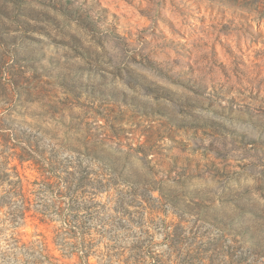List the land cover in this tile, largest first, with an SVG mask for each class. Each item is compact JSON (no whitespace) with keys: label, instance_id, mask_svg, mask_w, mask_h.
Returning a JSON list of instances; mask_svg holds the SVG:
<instances>
[{"label":"rangeland","instance_id":"rangeland-1","mask_svg":"<svg viewBox=\"0 0 264 264\" xmlns=\"http://www.w3.org/2000/svg\"><path fill=\"white\" fill-rule=\"evenodd\" d=\"M262 129L264 0H0V170L33 203L0 264H264ZM25 143L104 159L89 233Z\"/></svg>","mask_w":264,"mask_h":264},{"label":"trees","instance_id":"trees-1","mask_svg":"<svg viewBox=\"0 0 264 264\" xmlns=\"http://www.w3.org/2000/svg\"><path fill=\"white\" fill-rule=\"evenodd\" d=\"M10 135L6 134L8 137ZM23 150L24 154L21 158L36 160L42 164L46 174L45 179L36 182L38 184L36 192L39 195L48 192L53 200L51 203L45 200L39 203L43 207L41 212L46 216H60L59 220L74 233H89L83 224L86 219H90L94 213L98 212L97 208L100 205L94 200L104 188L109 186V179L95 168L94 163L95 160L104 159L96 153L85 154V157L89 159L85 161L82 158L67 161L62 157H45L30 148L28 143L23 145ZM51 177L55 178L56 182H49ZM31 202L23 192L19 175L12 174L7 168L5 171L0 170V207L6 206L10 209L12 220L22 217L25 211L30 210L33 204ZM114 208L117 213L120 211V207Z\"/></svg>","mask_w":264,"mask_h":264},{"label":"clouds","instance_id":"clouds-1","mask_svg":"<svg viewBox=\"0 0 264 264\" xmlns=\"http://www.w3.org/2000/svg\"><path fill=\"white\" fill-rule=\"evenodd\" d=\"M262 130H264V129H262ZM259 246L261 248H264V240H259Z\"/></svg>","mask_w":264,"mask_h":264}]
</instances>
